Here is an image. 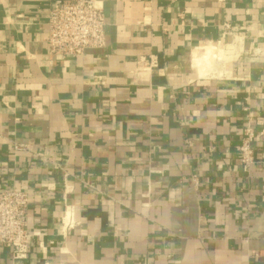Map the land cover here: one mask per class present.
Returning <instances> with one entry per match:
<instances>
[{
    "label": "crops",
    "instance_id": "1",
    "mask_svg": "<svg viewBox=\"0 0 264 264\" xmlns=\"http://www.w3.org/2000/svg\"><path fill=\"white\" fill-rule=\"evenodd\" d=\"M52 1L0 0V187L30 195L28 258L0 264H264V0H99L106 48L66 59Z\"/></svg>",
    "mask_w": 264,
    "mask_h": 264
},
{
    "label": "built area",
    "instance_id": "2",
    "mask_svg": "<svg viewBox=\"0 0 264 264\" xmlns=\"http://www.w3.org/2000/svg\"><path fill=\"white\" fill-rule=\"evenodd\" d=\"M46 26L45 46L51 55L60 56L63 59L75 58L83 56L89 50L106 48V18L103 4L99 0H53L47 15ZM225 28L229 30L230 26L226 25ZM262 53L263 50L258 49L254 55ZM148 64L155 67L157 61L151 58ZM258 140L259 135L255 129L247 127L242 142L237 148L245 172H248L256 163L254 144ZM262 158L264 159V154ZM29 206L30 195L27 190L14 186L0 187V248L10 249L15 261L28 258ZM62 225L65 236L78 225L73 208L66 209Z\"/></svg>",
    "mask_w": 264,
    "mask_h": 264
},
{
    "label": "bare ground",
    "instance_id": "3",
    "mask_svg": "<svg viewBox=\"0 0 264 264\" xmlns=\"http://www.w3.org/2000/svg\"><path fill=\"white\" fill-rule=\"evenodd\" d=\"M219 55L223 56V50L221 48H214L213 46L195 50L192 54V63L197 73L201 77L208 76Z\"/></svg>",
    "mask_w": 264,
    "mask_h": 264
},
{
    "label": "rangeland",
    "instance_id": "4",
    "mask_svg": "<svg viewBox=\"0 0 264 264\" xmlns=\"http://www.w3.org/2000/svg\"><path fill=\"white\" fill-rule=\"evenodd\" d=\"M216 48H217V47H216ZM217 49H219V48H217ZM223 55H224V54H223ZM223 58H224V56L219 55V56H218V59L215 61V64L213 65L214 68L212 67L211 70H214L216 66H219V65L221 66V64H222L223 61H224ZM222 66H223V65H222ZM210 72H211V71H210ZM210 72H209V73H210Z\"/></svg>",
    "mask_w": 264,
    "mask_h": 264
}]
</instances>
